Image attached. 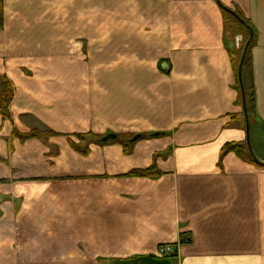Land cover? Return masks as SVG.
I'll return each mask as SVG.
<instances>
[{"label":"crops","instance_id":"obj_1","mask_svg":"<svg viewBox=\"0 0 264 264\" xmlns=\"http://www.w3.org/2000/svg\"><path fill=\"white\" fill-rule=\"evenodd\" d=\"M218 1L254 28L242 78L264 162V0ZM224 16L217 0H3L0 264H264V166L221 152L246 137ZM87 133L139 138L82 153Z\"/></svg>","mask_w":264,"mask_h":264},{"label":"trees","instance_id":"obj_2","mask_svg":"<svg viewBox=\"0 0 264 264\" xmlns=\"http://www.w3.org/2000/svg\"><path fill=\"white\" fill-rule=\"evenodd\" d=\"M227 9H229V8H227ZM229 10L233 11L234 14L223 9L224 15H225L224 16L225 21L233 24L234 26H237L242 33L241 34L242 41H241V44L239 45L238 49L231 50L229 52L231 62L233 64V68H234V72H235V77H236V88L239 91V100L242 103L241 91H240V86H239V81H238V65H239V61H240V57H241V53H242L244 44L248 40V37H249V33H250L249 29H251L253 32V39L251 40V42L247 48V52H246V55H245V58L243 61L242 75H243V71L250 67V49L254 43V28H253L250 20L247 17H245V15L241 12V10L237 6H234L233 9H229ZM2 18H3V0H0V28L2 26ZM247 26H249V28ZM244 32L246 33V35H243ZM242 82H243V87H244L246 110H247V114L249 117L250 115H252L253 109H254L253 90H252L251 86H247L244 84L243 78H242ZM12 96H13V87H12L11 82L5 76H0V114L3 116V118L9 117V109L8 108H9V104H10ZM35 134H36L35 132H31V133L24 134V135H19V134L15 133V135L19 136L20 138L32 137V136H35ZM46 134L50 135L52 133H46ZM150 134H152V133L141 135V137H147ZM75 136L81 140H84L87 137H91V138L95 139V142H99V137H101L99 135H94L91 133L75 134ZM130 137H132V136H129V138H127L125 136L117 135L116 139L114 141H118L123 146L124 151L126 153H129L131 151V146H132ZM123 138H125L126 141L122 140ZM70 143H71V146L73 148L81 151L82 153H87V148L79 147V145L74 143L72 140L70 141ZM99 143H102V142H99ZM230 151L234 152L242 160H245V161L250 162V163H255L256 165H259V166H261V165L264 166V162H262L258 158H257V160H255L251 156V154L249 153L246 141L239 142V143H226V144H224L222 147V150H221L222 154H224L226 152H230ZM169 153H170V150H167L163 154H156L155 159L158 156H165V155H168ZM157 174H159V172L156 169V166L153 162V164L151 166H149L148 168L132 170L127 175L128 176H154ZM189 241H190V238H181L179 240V243H184V242H189Z\"/></svg>","mask_w":264,"mask_h":264},{"label":"water","instance_id":"obj_3","mask_svg":"<svg viewBox=\"0 0 264 264\" xmlns=\"http://www.w3.org/2000/svg\"><path fill=\"white\" fill-rule=\"evenodd\" d=\"M217 3L219 4V6H221L223 9L229 11L230 13L234 14L233 11L227 9L226 7L222 6L219 1L217 0ZM249 28V26H247ZM250 33H249V37L248 40L245 42L242 53H241V57H240V61H239V65H238V81H239V86H240V91H241V97H242V108H243V114H244V119H245V129H246V137H245V141L249 150V153L251 154V156L257 160V157L255 156V154L253 153L251 144H250V137H249V120H248V114H247V110H246V102H245V94H244V87H243V82H242V65H243V61L247 52V48L251 42V40L253 39V32L251 29ZM242 41V37L241 35L237 36L236 38V43H237V47H239V42ZM158 133H152L149 136H157ZM116 134L115 133H107L104 136H102L101 138H99V142L102 143H106L109 140H114L116 139ZM137 138H139V136H134L133 140H136Z\"/></svg>","mask_w":264,"mask_h":264},{"label":"rangeland","instance_id":"obj_4","mask_svg":"<svg viewBox=\"0 0 264 264\" xmlns=\"http://www.w3.org/2000/svg\"><path fill=\"white\" fill-rule=\"evenodd\" d=\"M243 35H246V33L244 32L243 33ZM76 41V40H75ZM81 42H82V44H81V47L83 48V49H85L86 48V42H85V40H81ZM76 43H77V41H76ZM76 43H73L75 46H76ZM73 45V46H74ZM105 135V134H104ZM104 135H101V137L102 136H104ZM101 137H99V138H101ZM125 137H127V138H129V136H125ZM249 137H250V130H249ZM131 139L133 138V137H130ZM115 140V139H114ZM114 140H109V141H114ZM122 140H125V138H123ZM87 141V142H86ZM88 141H91V142H95V139H93V138H91V137H87L86 139H84V140H81V139H78L77 137H75V142H78L77 144L79 145V147H81V148H83V146L86 144V143H88ZM108 141V142H109ZM126 141V140H125ZM107 143V142H106Z\"/></svg>","mask_w":264,"mask_h":264},{"label":"built area","instance_id":"obj_5","mask_svg":"<svg viewBox=\"0 0 264 264\" xmlns=\"http://www.w3.org/2000/svg\"><path fill=\"white\" fill-rule=\"evenodd\" d=\"M157 252H158L157 254L159 256L174 255L175 254V247H174V245H171V244L161 245V246H159Z\"/></svg>","mask_w":264,"mask_h":264}]
</instances>
